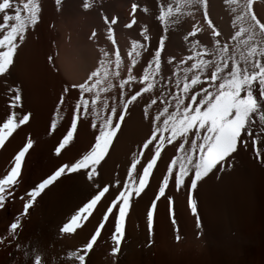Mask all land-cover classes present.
<instances>
[{
  "label": "snow or ice",
  "instance_id": "obj_1",
  "mask_svg": "<svg viewBox=\"0 0 264 264\" xmlns=\"http://www.w3.org/2000/svg\"><path fill=\"white\" fill-rule=\"evenodd\" d=\"M61 2L55 0L57 5ZM95 3L83 0L82 8L88 11ZM223 3L230 16L228 35L212 20L210 0H157L153 19L159 35L153 44L148 25L139 23L136 15H147L149 10L132 0L123 28L137 31L134 25H138V33L123 52L115 40L118 17L100 14L103 32L93 29L88 37L97 46L98 58L80 81L64 82L47 129L49 135L57 130L64 120L62 109H66L70 119L54 149L57 156L74 143L81 121L89 124L93 139L85 150L60 163L18 197L23 201L22 209L8 225L6 235L0 237V244L14 246L31 264H44L38 247H21L17 230L38 198L65 179L77 181L87 192L57 226V239L94 225L79 247L61 257L70 264H88L86 257L102 229L109 233L112 264H118L130 210L139 203L137 198L147 195L150 177L157 179L158 186L145 209V247L154 242V213L161 198L167 201L173 242L182 239L174 219V198L168 195L173 188L186 194L187 210L195 218V237L201 238L194 195L199 184L210 178L209 174L219 179L231 171L241 149L250 152L253 162L264 168V19L255 14L253 0ZM41 11L40 0H0V81L5 82V91L0 94L6 101L5 115L0 117V147L14 132L22 131V125L30 123L32 113L24 109L22 89L9 83V78L19 49L38 25ZM187 20L192 21L190 30L181 37L187 54H167L169 32L178 31ZM136 109H140L147 130L132 141L136 148L129 149L124 175L117 173V178L103 182L101 170L121 138L136 134V125L131 122ZM169 145L175 154L164 161L165 168L157 178L158 161L164 160ZM32 146L33 141L26 139L0 176V208L14 197L23 161Z\"/></svg>",
  "mask_w": 264,
  "mask_h": 264
},
{
  "label": "bare ground",
  "instance_id": "obj_2",
  "mask_svg": "<svg viewBox=\"0 0 264 264\" xmlns=\"http://www.w3.org/2000/svg\"><path fill=\"white\" fill-rule=\"evenodd\" d=\"M97 6L94 5L93 14L95 13L99 28L103 32L104 25L100 14H106L108 11ZM210 12L212 20L228 35L230 16L223 0H210ZM46 15L50 19V9H46ZM118 21L114 26L115 35H126L129 40L137 38L135 31L124 29L121 19L118 18ZM49 27L46 25V30L53 34L52 28ZM50 38L52 36L49 34L44 39L43 31L38 26L30 30L26 42L15 58L9 78V83L14 82L21 87L24 109L32 115L30 123L22 125L23 130L14 132L5 145L0 147V176L6 173L11 157L26 139L30 138L33 146L23 161L22 176L19 178L20 184L14 197L9 198L4 207L0 208V237L6 235L8 225L22 209L23 201L18 197L55 170L60 163L71 160L85 150L93 139V130L89 124L81 121L74 133V143L71 147L62 150L60 156L54 154L70 118L67 110L62 109L64 120L58 123L53 134H48L51 112L54 111L53 103L64 87V83L53 70L52 62H49L50 52L47 51V46L51 44ZM128 39L126 47L129 44ZM174 41L177 47L187 54L181 36H174ZM4 91L5 82L0 81V93ZM5 103L4 96L0 94V117L5 115ZM131 122L136 125V134L121 138L105 164V172L101 173L103 182L117 178V173L124 175L126 162L130 159L129 149L136 148L132 141L145 133V129L135 122V111L131 115ZM166 160L168 158L158 164V170L155 171L157 178L161 176ZM114 162L120 163L119 171L112 170ZM150 179L151 187L147 189V195H144L143 199L137 198L139 203H134L130 210L126 221V239L117 257L118 264H224L221 258L224 257L225 250L232 252L231 257L234 254L240 257L238 260L234 259L232 264H264V176L258 170L253 173L251 169L235 167L232 172L222 174L219 179L210 175V178H205V181L199 184L194 195L198 201L202 225L200 239L195 237V218L187 210L186 194L183 191L176 193L174 188L168 191V195L174 198V219L182 239L179 243L173 242L172 225L167 216V201L161 198L154 213V242L145 247V209L158 186L156 178ZM86 192L77 181L66 179L50 186V190L42 194V199L38 198L39 202L29 209V213L22 220V228L17 230L21 247H38L42 252L44 264H53V261L56 264H70L69 261L61 260V257L79 247L89 236L94 225L88 224L83 230L78 229L76 233L60 239H57L56 229L70 215V210L84 199ZM109 250V233L102 229L101 237L94 243L89 257H86L88 264H112ZM0 264H31V261H25L22 252H17L14 246L0 244Z\"/></svg>",
  "mask_w": 264,
  "mask_h": 264
},
{
  "label": "rangeland",
  "instance_id": "obj_3",
  "mask_svg": "<svg viewBox=\"0 0 264 264\" xmlns=\"http://www.w3.org/2000/svg\"><path fill=\"white\" fill-rule=\"evenodd\" d=\"M131 2L132 0H96L95 5H99L97 7H100V9L104 11H108L106 14H108L109 18H111L113 15L117 16L119 19H121V24L123 26V24L129 20L128 12ZM40 3L42 11L40 21L36 26H38L43 31L44 39L45 37L47 38L49 34L54 39L53 40L50 38L51 44L50 46H47V51L50 52L49 54L52 59V67L55 69L56 73H58L57 75L59 76L62 83L80 81L84 77L85 73L94 66L98 58L97 46L93 45L88 40V37L93 29H96L97 32L102 33L97 23L96 17L94 16L95 13L93 14V8L89 9L88 11H84L82 8L83 0H62L60 5H57L55 0H40ZM137 3H139L142 7H147L148 10L150 9L149 13L151 14L148 13L145 15L138 12L136 15L139 23L148 25L150 35L153 38L152 42L155 44V41L159 35V26L153 19L154 14L158 10L157 0H137ZM252 7L255 11V14L259 18L264 19V0H253ZM46 9L51 10V20L46 15ZM191 23V20H187L178 31L169 32L168 40L166 42L167 54L174 55L176 57H180L185 54L183 50L179 48V46L177 47L176 42L174 41V36L182 37V34L185 30H190ZM46 25L50 26L49 28H52L51 30L53 31V34L49 33V30V32L46 30ZM134 28L137 30L135 31L137 34L138 25H134ZM54 34L55 36L53 37ZM127 39L128 37L126 35H115V40L121 51L122 49L125 50L127 48ZM205 39V37H201L202 41ZM102 42L104 44L107 43L106 41H101V43ZM135 122L138 123L140 128L145 129V131L147 130L145 122L142 119L140 109L135 110ZM174 154V149L169 145L167 146V151L164 152V158L169 159L171 155ZM159 163L160 161H158V164ZM234 164L236 168L251 169L253 173H256L258 170L259 173L264 176V168H261L258 164H255L250 152L245 151L244 149L240 150V153L235 159ZM119 168V162H114L112 164V170L114 172L119 171ZM233 169L225 173H230L233 171ZM105 170L106 165L101 170V173H104ZM101 178L103 179L102 176ZM231 253L232 252L229 250H225L223 252L224 257L221 258V262L224 264H232L234 259L238 260L240 258L238 254H234V256L231 257Z\"/></svg>",
  "mask_w": 264,
  "mask_h": 264
}]
</instances>
